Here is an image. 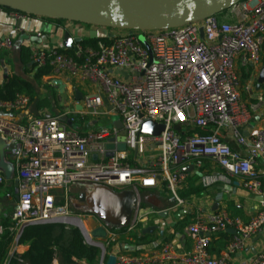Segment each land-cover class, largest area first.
<instances>
[{
    "label": "built area",
    "instance_id": "obj_1",
    "mask_svg": "<svg viewBox=\"0 0 264 264\" xmlns=\"http://www.w3.org/2000/svg\"><path fill=\"white\" fill-rule=\"evenodd\" d=\"M9 13L19 20L26 16ZM224 18L214 15L175 28L115 32L109 43H74L73 55L31 44L32 63L51 66L53 77L86 84L81 101H71L55 115L41 110L23 123L1 115L26 110L30 97L17 93L12 100L0 99V136L8 144L7 157L19 180L9 227L14 237L10 256L27 227L59 223L79 228L88 245L102 249L98 264H106L109 250L123 235L139 233L146 218L161 213L146 207L142 189L166 191L178 206L185 204L179 191L189 166L200 173L206 162L218 164L229 177H239L247 191L264 195V174L257 168L264 154V127L250 125L246 135L241 130L264 109V81L256 88L264 68V0H241L226 10ZM13 44L10 38L0 40V50ZM112 115L118 116L121 128L117 119L110 127L99 125V119ZM64 116L73 125L63 121ZM146 119L163 124L164 130L153 136L140 133ZM77 120L84 127L76 128ZM120 136L125 137V150L117 148ZM230 139L244 151L234 149ZM5 183L0 171V186ZM95 184L134 191L137 202L127 226L74 213L73 187ZM92 218L94 228L106 230L105 238L92 236L94 228L87 226ZM263 225L264 211L248 222L232 217L225 208L197 212L186 227L194 242L191 252L173 242L139 255L120 247L115 264H229ZM229 229H234V239L221 256L211 255L214 235ZM250 264H264V251Z\"/></svg>",
    "mask_w": 264,
    "mask_h": 264
},
{
    "label": "crops",
    "instance_id": "obj_2",
    "mask_svg": "<svg viewBox=\"0 0 264 264\" xmlns=\"http://www.w3.org/2000/svg\"><path fill=\"white\" fill-rule=\"evenodd\" d=\"M22 19L14 18L9 12L3 11L0 13V40L10 38L13 40V47L11 49L0 50V83L7 77V71H14L18 75L25 77L32 81V76L24 74L23 66L20 61V51L22 45H29L32 43L42 44L46 48H60L63 47V35L68 32L73 38L81 37L87 39L90 27L86 25L77 27L72 22H50L41 16L27 15ZM50 23V30L47 29ZM38 33L41 35L38 36ZM76 43V42H74ZM74 45V44H73ZM21 70V71H19ZM55 79H62L65 84L63 92L60 91L59 86L53 81ZM86 82L74 80L72 82L63 77H53L52 75L45 76L42 80L39 90H45L47 95L51 90L56 89L59 94L67 96L66 104L73 100L75 97V90L79 89L83 94V87ZM48 86V87H46ZM49 88V89H47ZM46 94L39 93L40 99L47 97ZM246 98L247 94L243 93ZM65 104V105H66ZM30 104L26 110L18 113L1 115L5 120H12L17 123H23L29 115L38 116L40 111L45 112L50 109L44 108L34 112ZM49 113V112H48ZM50 115H53L49 113ZM261 126L264 127V109L260 115H255L250 119V122L241 127L242 132L248 134L249 127ZM232 147L238 151H244V148L238 145L233 139L229 140ZM257 168L264 174V154L260 156ZM188 173L185 185L180 189V192L186 190L185 204L182 206L177 205L176 199H173L166 191L158 193L146 192V207L149 210L155 209L158 211L168 210L169 214L163 215L162 213L151 215L146 218L141 226L139 233L133 232L123 235L117 247L109 250L110 254H115L116 251L122 250L129 254L139 255L147 252L152 248L161 247L164 243L173 242L182 251L191 252L193 250V238L186 231V227L195 220L197 212L208 214L218 209L225 208L232 217L240 218L244 222H248L255 218L259 213L264 211V195L259 196L247 191L242 186V181L239 177L228 176L224 169L218 164L206 162L202 172L196 173L192 168L187 167ZM15 174L13 179L7 180L4 185L0 186L1 192L5 193L4 197H0V242L4 232V222L6 220L12 221V214L17 202L14 196L15 189ZM153 196V202L150 203L148 199ZM157 204H159L157 206ZM185 209L186 213L176 218L177 212ZM92 224V223H91ZM157 226L158 228L145 232L144 229L150 226ZM234 229H229L226 232H220L214 235L211 245L210 253L215 257H219L227 249L228 244L234 239ZM246 246L232 255L229 264H250L253 257L264 251V225L255 233L247 242ZM23 244L17 247V251H22ZM13 250V248H12ZM11 250V252H12Z\"/></svg>",
    "mask_w": 264,
    "mask_h": 264
},
{
    "label": "water",
    "instance_id": "obj_3",
    "mask_svg": "<svg viewBox=\"0 0 264 264\" xmlns=\"http://www.w3.org/2000/svg\"><path fill=\"white\" fill-rule=\"evenodd\" d=\"M241 0H0V6L10 8L14 11L27 15L49 17L53 19H64L72 22H79L90 27L87 39L105 40L113 39L116 36L115 30L133 31L161 30L167 28L180 27L189 23L201 22L204 19L222 13L232 5ZM200 35L204 37L203 29L200 28ZM81 37L73 38L68 32L63 35L64 49L73 48L74 42H81ZM125 77L127 73L120 71ZM264 81V68L260 73L256 88L259 89ZM59 86L61 92L65 89L62 79L53 81ZM75 97L78 101L83 99L79 89L75 90ZM81 109V104L77 105ZM63 121L71 124L67 117H62ZM118 128L122 127L119 119L115 121ZM174 129L179 131L180 124L174 125ZM164 130V125L146 119L142 122L140 133L158 135ZM8 144L4 137L0 136V171L7 180L13 179L14 166L8 159ZM112 149V144L107 145ZM119 150L126 149L125 137H119ZM112 153H108L111 156ZM96 158V156H94ZM192 169V166L190 167ZM188 170V169H186ZM19 180L15 179L14 196L19 198ZM151 196L148 201L153 202ZM79 201L88 209V214L95 215L106 223L124 227L131 220L133 209L137 198L132 190L117 192L104 185H90V188L83 191L79 196ZM159 204H157L158 206ZM81 206L76 205L79 209ZM163 215L169 214L168 210L161 212ZM185 209H181L176 214V218L185 214ZM157 226H150L143 231L151 232ZM91 234L95 238H105L107 233L102 227L94 228ZM116 255L110 254L106 264H115ZM51 264H59L54 259Z\"/></svg>",
    "mask_w": 264,
    "mask_h": 264
},
{
    "label": "trees",
    "instance_id": "obj_4",
    "mask_svg": "<svg viewBox=\"0 0 264 264\" xmlns=\"http://www.w3.org/2000/svg\"><path fill=\"white\" fill-rule=\"evenodd\" d=\"M3 9L7 12L14 11L6 7H3ZM110 40L111 39H105L102 41L109 43ZM97 41L99 40L83 39L81 44L84 46L96 45ZM59 51L71 55L74 54L73 48L60 49ZM30 56V46L22 45L20 61L23 66L24 74L32 76V81L18 75L14 71H7V77L1 83L0 99L12 100L17 93H24L30 97L31 104H34L37 110L44 108L54 110L57 108L58 112L53 113V115L58 114L63 110V106L55 105L59 97L56 89L51 90L49 95L45 98L40 99L39 97L38 88L41 86L43 78L52 74V67L49 65L39 66L34 64L32 63ZM1 58L2 56H0V60ZM186 192V190L181 191L180 196L185 198ZM11 224L12 221L9 220H6L3 224L4 232L0 242V264H5L6 260L10 257L13 248L14 237L9 229ZM21 244H27L29 249L22 253L17 250L13 251L10 258V264L19 262L25 264H51L55 258L59 259L60 264L98 263V248L86 245L79 229H68L64 227L63 224L59 223L27 227L19 240V245ZM73 258H76V261H74Z\"/></svg>",
    "mask_w": 264,
    "mask_h": 264
},
{
    "label": "rangeland",
    "instance_id": "obj_5",
    "mask_svg": "<svg viewBox=\"0 0 264 264\" xmlns=\"http://www.w3.org/2000/svg\"><path fill=\"white\" fill-rule=\"evenodd\" d=\"M228 12V11H227ZM225 14H226V11H224V12H222V13H219V14H217V16H218V18H219V20H224L225 18H224V16H225ZM41 17H43V16H41ZM43 18H45V19H47V20H49L51 23L52 22H55V21H57V22H66V23H68V22H72V21H69V20H64V19H53V18H49V17H43ZM73 23V25H75V26H77V27H79V26H81V25H83V26H85V24H82V23H79V22H72ZM79 24H81V25H79ZM87 27H89L88 25H86ZM47 29H49L50 30V23H49V25H48V27H47ZM123 31H127V30H119V29H116L115 30V32H123ZM19 71H21V70H19ZM41 92V94H48V93H46V91L45 90H39V93ZM54 101V100H53ZM68 101H69V99H68ZM67 101V96L66 95H61V98L59 99H57V102L55 103V105L57 106V105H62V106H64L65 104H66V102H68ZM31 109L34 111V112H36V110H35V106H34V104L33 105H31ZM49 113H51V114H53V113H56V112H58V109L57 108H55L54 110L53 109H50L49 111H48ZM118 118V116L117 115H112L111 117H110V119H107V120H104V119H99V125L101 126V125H107V126H111V124H112V122H111V120L112 121H114V120H116ZM81 124H82V127H84V124L81 122V121H79V120H77L76 122H75V127L77 128V127H79V126H81ZM83 191V188H82V186H74L73 187V189H72V191H71V193H70V196H71V198H72V200H74V201H79L78 200V198H79V195H80V193ZM146 192L147 193H151L152 192V190H141V194H142V197H143V202H144V204L146 205ZM152 193H154V192H152ZM155 193H158V192H155ZM4 195H5V193H3V192H1V189H0V197L1 198H3L4 197ZM145 209H146V207H145ZM72 210L74 211V213H77V214H83L82 212H80V211H77V210H74L73 209V207H72ZM89 215H92V214H90L89 213ZM94 216V215H93ZM85 220L86 221H88V217L87 216H85ZM104 221V220H103ZM105 222V221H104ZM87 226L89 227V228H94V219L92 218V224H91V220L89 221V222H87ZM64 227H66V228H68V229H71V228H76V229H79V228H77V227H69V226H66V225H64ZM79 231H80V233L82 234V236H83V240H84V243L86 244V245H88L87 243H86V239H85V236H84V234H83V232L79 229ZM121 238H126V237H121ZM88 246H90V245H88ZM98 248V250H99V254H98V260H99V257H100V255H101V253H102V249L101 248H99V247H97ZM21 249H22V251H20V253H22V252H24V251H26V250H28L29 249V246L27 245V244H23V246L21 247ZM11 254V253H10ZM10 258H11V256L6 260V262H5V264H10ZM55 259H57L58 260V262H59V259L58 258H55ZM73 260L74 261H76V258H73ZM11 264H25V263H23V262H19V263H11ZM59 264H60V262H59ZM96 264H98V263H96Z\"/></svg>",
    "mask_w": 264,
    "mask_h": 264
},
{
    "label": "flooded vegetation",
    "instance_id": "obj_6",
    "mask_svg": "<svg viewBox=\"0 0 264 264\" xmlns=\"http://www.w3.org/2000/svg\"><path fill=\"white\" fill-rule=\"evenodd\" d=\"M90 188V185H83V191H85V190H87V189H89ZM82 191V192H83ZM81 192V193H82ZM80 193V194H81ZM80 196V195H79ZM78 200H79V198H78ZM76 205H80L81 207L79 208V209H77L76 208ZM72 206H73V208L74 209H76L77 211H80V212H82V213H88V209H87V207L86 206H83L82 204H81V202L80 201H73L72 202Z\"/></svg>",
    "mask_w": 264,
    "mask_h": 264
},
{
    "label": "bare ground",
    "instance_id": "obj_7",
    "mask_svg": "<svg viewBox=\"0 0 264 264\" xmlns=\"http://www.w3.org/2000/svg\"><path fill=\"white\" fill-rule=\"evenodd\" d=\"M90 221V220H89Z\"/></svg>",
    "mask_w": 264,
    "mask_h": 264
}]
</instances>
